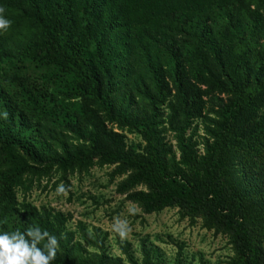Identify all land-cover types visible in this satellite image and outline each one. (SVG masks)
<instances>
[{"label":"trees","instance_id":"1","mask_svg":"<svg viewBox=\"0 0 264 264\" xmlns=\"http://www.w3.org/2000/svg\"><path fill=\"white\" fill-rule=\"evenodd\" d=\"M0 5L13 21L0 32V66L25 59L53 66L74 77L96 106L71 124H57L54 112L47 121L36 120L33 97L20 103L19 94L0 81V231L38 226L55 235L58 248L50 264H165L146 240L140 257L127 241L121 242L126 258L111 255L104 237L80 223L81 238L96 248L86 252L76 233L64 228L62 213L52 217L36 207L25 213L17 207L15 186L24 174L54 166L66 171L97 160L130 172L119 191L146 212L176 205L199 214L231 236L236 264H264V3L0 0ZM162 105L170 110L179 159L160 127ZM207 107L215 117L205 113ZM198 120L204 124L202 140L195 138ZM107 121L138 131L142 150L126 145ZM68 130L82 142L69 143ZM139 185L145 188L134 189ZM184 262L179 253L174 264Z\"/></svg>","mask_w":264,"mask_h":264},{"label":"rangeland","instance_id":"2","mask_svg":"<svg viewBox=\"0 0 264 264\" xmlns=\"http://www.w3.org/2000/svg\"><path fill=\"white\" fill-rule=\"evenodd\" d=\"M261 2L264 3V0ZM73 79L69 73L58 71L53 66L26 59L6 60L0 66V81L19 94L20 103L22 99L26 103L28 96L35 100L36 111L29 109L31 115L36 120L47 121L54 112L53 120H57V124L81 120L88 107L96 108L91 97L86 96V92ZM220 96L226 98L225 94ZM115 100L117 102V98ZM59 106L66 107V110L60 112ZM209 109L207 107L205 113L215 117L216 114L210 113ZM160 112L163 117L160 127H165L166 141L172 144L179 159L175 132L168 122L170 110L162 105ZM198 124L195 138L202 140L204 124L201 120H198ZM107 126L120 134L126 145L137 151L144 147L145 142L138 131L111 121H107ZM74 136L68 130L69 143L82 142ZM202 146H197L200 152L203 151ZM129 174V171L118 169L117 164L97 160L92 165L74 166L66 171L54 166L41 174H24L22 183L15 186L17 207L23 213L31 206L36 207L52 217L55 213H62L66 217L64 228L76 233V239L81 240L86 252L96 251V248L81 238L80 223L93 235L98 231L100 237H104V247L114 256L126 258L121 242L127 241L135 256L140 257L142 241L146 240L147 244L161 251L165 264H174L179 253L184 257L185 264L237 263V251L231 236L221 228L209 226L201 215L176 205L146 212L127 197L128 193L119 191L120 184ZM61 184L65 191L58 193L56 189ZM142 188L145 187L139 185L134 189ZM117 220L124 222L123 236L114 228Z\"/></svg>","mask_w":264,"mask_h":264},{"label":"clouds","instance_id":"3","mask_svg":"<svg viewBox=\"0 0 264 264\" xmlns=\"http://www.w3.org/2000/svg\"><path fill=\"white\" fill-rule=\"evenodd\" d=\"M12 23L5 15V8L0 5V32L7 31ZM56 191L63 193V184ZM114 228L121 236L125 234L124 222L117 220ZM57 248L56 236L46 230L42 231L38 226H30L24 231L18 228L14 231H0V264H50L56 257Z\"/></svg>","mask_w":264,"mask_h":264}]
</instances>
